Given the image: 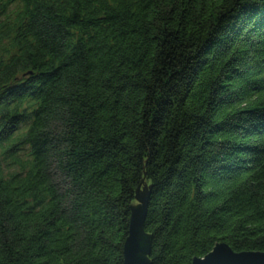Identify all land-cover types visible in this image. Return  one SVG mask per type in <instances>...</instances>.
<instances>
[{
  "label": "trees",
  "instance_id": "obj_1",
  "mask_svg": "<svg viewBox=\"0 0 264 264\" xmlns=\"http://www.w3.org/2000/svg\"><path fill=\"white\" fill-rule=\"evenodd\" d=\"M264 254V0H0V264Z\"/></svg>",
  "mask_w": 264,
  "mask_h": 264
},
{
  "label": "water",
  "instance_id": "obj_2",
  "mask_svg": "<svg viewBox=\"0 0 264 264\" xmlns=\"http://www.w3.org/2000/svg\"><path fill=\"white\" fill-rule=\"evenodd\" d=\"M145 163L141 168V179L133 195V202L130 204L128 221V239L122 250L123 264H150L147 257L149 255L148 241L151 236L142 234V224L145 220L148 192L145 188ZM191 264H264V254H234L227 246H215L213 251L201 260H192Z\"/></svg>",
  "mask_w": 264,
  "mask_h": 264
}]
</instances>
